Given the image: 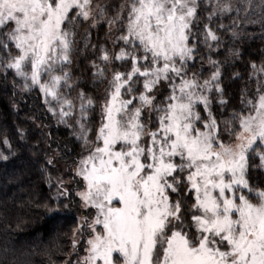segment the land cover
I'll return each mask as SVG.
<instances>
[{
    "label": "snow or ice",
    "instance_id": "snow-or-ice-1",
    "mask_svg": "<svg viewBox=\"0 0 264 264\" xmlns=\"http://www.w3.org/2000/svg\"><path fill=\"white\" fill-rule=\"evenodd\" d=\"M108 7L94 0H0V68L13 71L23 90L38 88L87 153L76 161L78 187L57 180L43 205L53 218L94 211L75 217L62 264H264V188L249 182L250 167L264 168V64H252L256 94L242 98L223 131L210 97L223 92L211 55L220 37L211 25L232 5L121 0ZM89 21L92 28L105 22L113 48L119 46H99L105 67L93 61L94 75L107 79V65L130 64L108 79L94 139L89 112L97 101L83 89L70 98L77 85L67 70L79 26ZM88 36L86 30V46ZM201 44L215 68L203 80L189 75ZM3 144L11 150L7 138ZM8 158L0 152V160ZM255 158L259 165L250 164Z\"/></svg>",
    "mask_w": 264,
    "mask_h": 264
},
{
    "label": "trees",
    "instance_id": "trees-1",
    "mask_svg": "<svg viewBox=\"0 0 264 264\" xmlns=\"http://www.w3.org/2000/svg\"><path fill=\"white\" fill-rule=\"evenodd\" d=\"M221 23L226 27L217 28ZM211 26L220 37V44L213 45L211 55L219 61V83L223 92L213 91L210 95L213 114L223 131V121L230 118L233 110H241L242 98H253L256 94L257 77L253 75L252 64L257 68L264 64V0H236L234 10L223 18L214 19ZM81 30L77 39L83 45ZM101 35L102 32H98L96 36L103 45L105 39ZM87 40L89 44V37ZM236 51L239 56L233 55ZM208 55L207 48L199 45L195 61L189 64V75L201 73L203 80L215 71L208 63ZM88 58L93 59L91 53L84 58L78 56L75 63L72 53L67 70L72 82L74 75L81 71L80 87L97 101L98 107L101 89L93 79L102 78L94 75L96 69L92 71ZM122 67L119 69L116 64L119 71L130 69V64ZM260 79L264 81V75ZM17 80L21 82L13 71L5 73L0 68V152L9 157L0 160V264H62L65 253L71 250L72 233L77 224L75 217L90 212L80 210L53 218L45 215L43 205L55 195L57 180L69 178L72 182L65 186L70 190L78 187L75 181L79 178L72 172V165L80 155V142L73 128L61 127L55 122L38 88L23 90ZM221 98L227 103L219 104ZM98 111L89 112L90 127ZM4 138L8 139L11 150L3 144ZM224 138L227 139L226 132ZM49 159L52 164L47 163ZM259 163L258 158L250 161L251 165ZM249 182L253 187L264 188V168L250 167Z\"/></svg>",
    "mask_w": 264,
    "mask_h": 264
},
{
    "label": "rangeland",
    "instance_id": "rangeland-1",
    "mask_svg": "<svg viewBox=\"0 0 264 264\" xmlns=\"http://www.w3.org/2000/svg\"><path fill=\"white\" fill-rule=\"evenodd\" d=\"M94 2H96V3H100L101 5H107V6H109L108 7V10H109V12H111L113 9H115V8H118L119 7V4L121 3V0H94ZM217 2V0H212V3H216ZM219 2L221 3V4H223V3H229V4H231L232 5V7H233V9L236 7V0H219ZM207 11H211V9L209 8V9H207ZM204 13L205 12H202L201 13V15H202V17H203V15H204ZM206 15V14H205ZM90 21L89 22H82L81 24H80V26H79V29H78V31L79 30H81V32L82 33H85V31L87 30L89 33H90V36H88L89 37V44L86 46L85 44H83L82 45V41H80L79 39H77V45H76V50L73 52V54H74V56H75V63L78 61L77 60V58H78V56H81L82 58H84V57H86L87 55H89L90 53H91V55L93 56V59H91V58H88V61H89V63L91 64V66H92V62L93 61H95V59H96V64L97 65H100V66H102V67H105L104 65H102L101 64V61L100 60H98L99 58V55H100V52H99V45H100V40L98 39V37L96 36L97 35V33L99 32H102V35H101V38H104L105 39V43L103 44L105 47H107L110 51H119V46H117V47H115V48H113V43H112V37H108V35H107V31H108V25L105 23V22H100L95 28H92V27H89V25H90ZM78 34H80V32L78 33ZM115 35H118V33H115ZM93 45H96L97 47L94 49L92 46ZM98 58V59H97ZM116 64H119V69H122L123 67H122V65H121V63L120 62H114L113 64H110V65H107L106 66V72H105V75H106V77H107V79H96L95 77H94V79H93V82L94 83H96L97 82V84L98 85H100V91H101V95H100V97L102 98L101 99V102L103 101V98H104V95H105V89L107 88V83H108V79H110L111 78V73H112V71H114V70H116ZM129 65V64H128ZM127 65V66H128ZM124 66V65H123ZM67 69H68V66H67ZM95 70V68H93V70L92 71H94ZM123 71H126V70H123ZM123 71H121V72H123ZM79 73L80 74H82L81 73V71L80 72H78V75H74V84H76L77 85V87H75V88H73L72 90H71V95H70V98H72V99H74L75 100V97H76V94H77V92L79 91V90H81V85H80V75H79ZM202 80V79H201ZM18 81V80H17ZM19 82V81H18ZM72 82V81H71ZM19 83H21V85H22V81L21 82H19ZM42 94V93H41ZM42 96V101H43V103H45V100H44V96H43V94L41 95ZM210 97H211V95H210ZM46 105V104H45ZM46 107H47V109H48V105H46ZM98 107H99V105H98ZM97 106H96V108H95V110H93V111H90V113H95L96 112V110L98 111V108ZM202 107V106H201ZM98 112H100V109H99V111ZM52 114V113H51ZM53 115V114H52ZM54 116V115H53ZM89 116H91V114H89ZM54 118L56 119L55 120V122L59 125V126H61V127H68V124H65V123H61V122H59V120H58V117H56V116H54ZM99 120H100V116L99 115H97V117H96V120L95 121H93L92 122V129H93V132H92V134H91V136H92V138L94 139V137H95V129L97 128V127H99ZM68 123L69 124H74V120H69L68 121ZM75 137H76V135H75ZM77 139V138H76ZM77 141H78V139H77ZM79 142H80V154H87L85 151H84V148H83V145H82V142L79 140ZM80 156V155H79ZM78 159H79V157H78ZM62 166H60V168H61ZM66 167V166H65ZM75 168H76V162H74L73 163V165H72V172L75 174ZM64 182H65V185H67L68 183H70V182H72V180L71 179H69V178H67V179H62ZM89 215H94V211L93 212H91ZM84 253H83V250H82V246H81V250H80V255H83ZM74 259H75V256H74Z\"/></svg>",
    "mask_w": 264,
    "mask_h": 264
}]
</instances>
